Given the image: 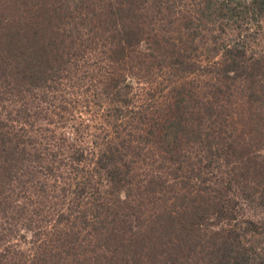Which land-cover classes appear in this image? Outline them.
<instances>
[{
  "label": "trees",
  "instance_id": "16d2710c",
  "mask_svg": "<svg viewBox=\"0 0 264 264\" xmlns=\"http://www.w3.org/2000/svg\"><path fill=\"white\" fill-rule=\"evenodd\" d=\"M258 37L264 0H0V264H264Z\"/></svg>",
  "mask_w": 264,
  "mask_h": 264
},
{
  "label": "rangeland",
  "instance_id": "374dc122",
  "mask_svg": "<svg viewBox=\"0 0 264 264\" xmlns=\"http://www.w3.org/2000/svg\"><path fill=\"white\" fill-rule=\"evenodd\" d=\"M240 2H249L251 0H237ZM261 45V46H259ZM264 46V40L260 37H258L257 42L252 41L251 42V49L255 52V53H263V47ZM203 58V57H202ZM202 60V59H201ZM1 230V229H0Z\"/></svg>",
  "mask_w": 264,
  "mask_h": 264
}]
</instances>
